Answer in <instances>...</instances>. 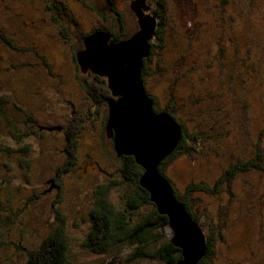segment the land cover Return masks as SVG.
Masks as SVG:
<instances>
[{"label": "rangeland", "instance_id": "1", "mask_svg": "<svg viewBox=\"0 0 264 264\" xmlns=\"http://www.w3.org/2000/svg\"><path fill=\"white\" fill-rule=\"evenodd\" d=\"M132 1L113 0L126 37L138 30ZM162 10L165 23L143 75L146 90L157 109L174 104L172 116L192 146L168 159L162 174L178 196H187L205 242L210 234L202 264H264V0H164ZM115 18L107 0H0V96L7 100L0 116L6 150L0 152V264H23L60 228L69 264L112 261L115 252L82 246L91 211L108 204L132 218L129 228L153 212L150 204L127 206L140 190L124 177V162L105 134V108L86 87L95 74L81 72L75 60L86 34L118 30ZM78 115L81 126H68L80 123ZM39 124H62V133L61 126L50 131ZM243 164L249 168L241 170ZM192 183L213 191L187 193ZM171 233L162 231L148 248ZM126 249L123 256L132 253Z\"/></svg>", "mask_w": 264, "mask_h": 264}, {"label": "water", "instance_id": "2", "mask_svg": "<svg viewBox=\"0 0 264 264\" xmlns=\"http://www.w3.org/2000/svg\"><path fill=\"white\" fill-rule=\"evenodd\" d=\"M130 8L136 16V32L116 42L104 30L89 33L83 39L84 48L76 52V61L81 72L106 78L111 93L106 134L119 157L132 156L143 167L140 186L150 193L157 211L168 217L170 242L181 250L180 264H197L206 252L205 235L159 170L160 163L177 149L182 127L169 112L154 110L142 80L157 19L148 12L146 0H133Z\"/></svg>", "mask_w": 264, "mask_h": 264}, {"label": "trees", "instance_id": "3", "mask_svg": "<svg viewBox=\"0 0 264 264\" xmlns=\"http://www.w3.org/2000/svg\"><path fill=\"white\" fill-rule=\"evenodd\" d=\"M111 11L114 12L116 16V27H118L117 31H113L110 29H104L109 35H110V41H120L123 39H126V33L124 29V23L122 19V14L119 10H117L114 7L113 0H107ZM147 5L149 6L148 12L155 16L157 19V28L155 31V35L153 39L157 38L161 27L165 23V17L163 14L162 6L164 0H154V2L157 4L158 8L151 7V3H149L147 0ZM154 3V4H155ZM56 5V4H55ZM54 5V6H55ZM57 8H59L58 5H56ZM133 12V11H132ZM134 14V13H133ZM135 16V14H134ZM136 18V16H135ZM100 30V29H99ZM96 30H93L89 33H92ZM88 33V34H89ZM86 34V35H88ZM85 35V36H86ZM132 35V34H131ZM130 35V36H131ZM84 36V37H85ZM3 40L12 48L15 49V45L5 36H2ZM84 39V38H83ZM152 39V40H153ZM151 40V52L149 57L144 59L143 69H142V80L144 87L146 89L145 79H144V72L146 70V64L149 61V58L153 51V46L155 45L154 42ZM83 43V40H82ZM84 45V44H83ZM92 80L90 82H87L86 87L91 93L94 95H98L101 99L106 101L110 98V90L107 87V81L106 78L100 77L98 75H92ZM88 80V79H87ZM146 92L150 95V97L153 100V108L155 111L157 110H164L169 112L171 115L175 110V106H167L164 109H157L154 105V98L153 96L146 90ZM173 102V100H172ZM7 103V100H5L3 97L0 96V116L4 113L3 105ZM79 120L76 121L80 123L74 126H81V123L84 121V116L78 115ZM89 114L85 115V119H88ZM107 117L105 118L104 124V130L105 125L107 121ZM174 117V115H173ZM175 118V117H174ZM179 124L182 127V135L181 140L179 142V145L177 149L170 154L167 158H165L159 165V170L162 172V167L165 164V162L173 157L175 154L180 152H186L190 149H192V146H188L187 142V131L185 126H183L180 122ZM77 128L70 132L72 135V138H75V130ZM68 138V137H67ZM189 138H193L196 141V138L194 136H191ZM7 149V148H6ZM75 149V147H74ZM6 151L5 148H3L0 145V152ZM9 152V151H8ZM69 153V157L72 155V158L75 159V153ZM121 159L123 160V168L122 173L124 177L129 180L135 182L138 189L140 190L139 196L136 198H128L127 206L134 210L140 207L143 204H150L154 206L153 212L149 214L147 217L141 219L133 227H128V224H131L132 218L127 217L122 212L114 211V209L109 206L108 204H103L104 206L96 207L94 210L91 211L90 218L92 222L91 230L88 234V237L85 238L84 242L82 243V246L84 248L90 249L95 253H103L104 255L111 256L115 252V256L112 258L111 261L109 258L97 263V264H113V262H118L119 264H124L126 262H131L137 258H150V259H157L165 264H180L182 260L181 250L177 247H175L171 242L170 238L166 239L162 245L158 246L155 249H149L148 244L150 240H156L160 235L162 236V231L165 232L167 229L168 224V217L165 214H160L157 211V206L150 200V193L142 188L140 186V177L142 176L144 169L142 166L137 164L134 157L132 156H122ZM238 166V165H237ZM241 170H246L249 168V165H241ZM252 166V165H251ZM226 178V174L223 176V179ZM170 182V180H169ZM171 183V182H170ZM173 187L174 195L175 197L183 204L185 207V210L192 216L193 220L200 226V220L199 217L196 215V213H193L191 210V203L189 200H187V196H178L176 188ZM205 190V191H213L205 184L202 183H192L187 186L186 192L191 193L197 190ZM128 212V211H127ZM202 229H204L202 226H200ZM159 228L160 233L158 232L153 233L152 231L154 229ZM205 234V232H204ZM206 235V234H205ZM206 236V254L209 253L210 247H211V238L210 234L209 237ZM129 249L131 254H122V250ZM126 249V250H127ZM68 252H69V243L67 238L62 233V228H60L55 234H53L50 238L46 239L41 246L38 248H35L34 250H31L28 253L27 260L23 264H69L68 261ZM124 258H123V257ZM203 259H201L197 264H202ZM93 264V263H92Z\"/></svg>", "mask_w": 264, "mask_h": 264}, {"label": "flooded vegetation", "instance_id": "4", "mask_svg": "<svg viewBox=\"0 0 264 264\" xmlns=\"http://www.w3.org/2000/svg\"><path fill=\"white\" fill-rule=\"evenodd\" d=\"M48 8H50V7H48ZM84 48V45H83V43L81 44V48L79 49V50H81V49H83ZM78 51V50H77ZM76 51V52H77ZM76 52H75V60H76ZM77 62V61H76ZM79 70H80V68H79ZM81 71V70H80ZM95 76V75H94ZM92 96H93V94L92 93H90ZM110 97H111V95H110ZM93 99H94V101L96 102V103H99V104H103V106H104V108H105V114H107L108 115V106H107V103H106V101H104L103 99H101L98 95L96 96L95 94H94V96H93ZM155 110V109H154ZM157 111H162V110H157ZM89 115H91V113H89ZM79 118V117H78ZM75 118H73V120H74ZM29 120H33L32 119V117H29ZM75 124H73L72 122H69L68 123V126H74ZM37 126H39V129L40 130H50V131H52V130H55V129H50L51 127H57V126H61V129L59 130L61 133H62V124H39V125H37ZM235 126H238V125H235ZM106 134V133H105ZM106 136H107V134H106ZM108 137V136H107ZM109 139H112V138H109ZM112 142H113V140H112ZM114 148V147H113ZM72 165V164H71ZM70 165V166H71ZM61 169H62V165H61ZM59 171H60V168H59ZM64 172H66V171H63V173ZM58 177H60V175H58ZM50 182H51V185L52 186H57V187H59L60 186V184H59V182L57 181H53V180H50ZM53 188V187H52Z\"/></svg>", "mask_w": 264, "mask_h": 264}]
</instances>
